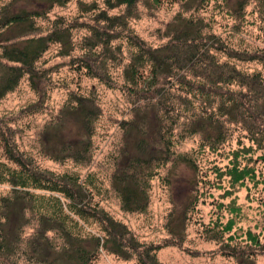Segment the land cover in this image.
<instances>
[{"label":"trees","instance_id":"obj_1","mask_svg":"<svg viewBox=\"0 0 264 264\" xmlns=\"http://www.w3.org/2000/svg\"><path fill=\"white\" fill-rule=\"evenodd\" d=\"M71 1L10 0L1 7L0 101L26 77L34 88H38L40 71L37 64L52 45L60 44L64 56L74 50V30L82 24L76 21L77 18L63 24L60 17L46 32L37 24L38 18H47L56 6ZM138 1L104 0L106 8L97 3L83 4L80 8L83 11L96 10V22L89 26L88 35L80 43L84 53L71 58V64L76 63L73 71L79 76L96 78L111 89L124 91L130 98L132 119L129 124L132 126L125 127L123 123L121 127L124 132L133 133V150H127L126 145L116 159V172L112 177V186L121 199L122 209L127 212L146 211L151 199V182L169 164L185 163L199 171L206 149L218 151L230 138L228 130L232 122L240 123L249 133L251 142L264 151V73L240 66V63L254 61L264 65V52L237 47L230 37L216 33L194 13L176 15L174 24L167 29L169 40L151 46L128 28ZM148 1L161 5L165 0ZM168 1L184 4L189 0ZM249 4L250 0H238L233 14L243 18ZM122 6L126 11L110 12ZM201 6L197 12L204 7ZM260 7L264 10V1L260 2ZM123 30H126L125 34ZM12 32H16L20 40L5 43L12 39L9 38ZM2 37L6 40H1ZM119 38L130 48V60L122 71V84L111 73V68L122 61L118 57L122 43L112 47ZM89 94L70 93L64 110L79 124L78 137L58 140L61 148L50 151L53 152L52 159H73L82 165L91 160L93 136L102 112L96 93L91 91ZM0 132L9 160H0V186H11L6 193L0 189V255L8 256L15 250L26 225L22 221L24 210L29 209L37 216L39 224L35 236L43 237V253L35 246L33 255L43 264H94L102 250L125 260L135 257L139 264H162L157 259L158 246L141 244L124 223L94 202L93 191L102 192L96 176L89 173L83 179L77 172L55 175L24 153L16 152L1 129ZM195 135L201 137V147L191 152L178 151L182 140ZM244 148L247 149L245 154L255 150ZM47 150L51 148L47 147ZM239 154L234 151L236 161L228 172L217 169L220 176H230L233 186L244 178L241 172L252 176L249 168L239 169ZM197 202L198 197L193 195L186 205L185 218ZM20 211L22 219L7 229L12 217ZM91 223L99 225V233L85 228V224ZM232 228L233 220H230L221 230L229 232ZM215 229L207 227L204 234L208 238H222L223 235L217 232L220 229ZM53 231L63 241L58 250L51 242L50 232ZM249 236L251 241L259 244V237L251 232ZM228 239L232 240V236ZM228 254L237 260L243 258L255 262L251 256L242 257L244 252L235 248Z\"/></svg>","mask_w":264,"mask_h":264},{"label":"rangeland","instance_id":"obj_2","mask_svg":"<svg viewBox=\"0 0 264 264\" xmlns=\"http://www.w3.org/2000/svg\"><path fill=\"white\" fill-rule=\"evenodd\" d=\"M9 1L0 0V9ZM259 1L264 0H250L243 12L244 17L240 18L233 14L238 0H189L184 4H173L165 0L161 5L140 0L129 20L128 28L156 47L169 40L167 29L170 24H174L176 15L194 13L202 17L216 33L230 37L237 47L264 52V10H261ZM93 3L106 8L104 0H72L64 6H56L47 18L37 19V24L44 32L52 28L54 21L60 17L63 24L76 18L82 24L74 30L73 43L76 46L69 56L61 55V45L54 44L40 58L37 64L40 71L38 88H34L26 77L0 101V129L4 132V137L16 152L24 153L42 169L55 175L77 172L83 179L89 173L96 176V183L103 193L93 191L94 202L124 223L141 244L158 246L157 259L162 264H264V151L257 149L240 123L229 124L230 138L218 151L206 149L199 171L185 163L169 164L161 169L151 182V199L146 211L127 212L122 209L121 199L112 186V177L116 172V159L121 156L126 145L127 150H133V133H126L121 127L123 123L125 127L132 126L129 124L132 119L130 98L124 91L111 89L96 78L79 76L77 71H73L76 63L71 64L72 57L84 53L80 43L88 35L89 26L96 22V10L83 11L80 8L83 4ZM201 5L204 7L197 12ZM124 11L125 6L110 10L111 13ZM125 32L123 30V34ZM40 33L43 34L42 31ZM16 34L12 32L9 35L12 39L5 43L19 41ZM119 43H122L121 51L118 53V49H115V52L122 61L118 62L120 65L111 68V73L122 84V71L130 60V48L120 38L113 42L112 47L115 48ZM240 66L249 71L264 73V65L256 61L243 62ZM81 78L80 83L75 82ZM91 91L96 93L102 112L93 136L91 160L82 165L73 159H52L53 152L50 151L61 148L58 140L69 141L78 137L79 124L72 114L64 110L70 93L87 96ZM2 138L0 132V160L9 161ZM201 142L198 135L188 137L178 144L177 149L180 152H191L201 147ZM47 147L51 150H47ZM244 147L255 150L245 154L243 152L247 149ZM234 151L240 152L239 169L244 171L245 167L249 168L252 171L250 175L254 177L241 172L244 178L233 186L230 176H220L217 169H221L223 173L229 171L233 161H236ZM0 189L6 193L11 186L1 185ZM193 195L198 197V202L185 218L186 205L193 199ZM22 217L21 211L13 216L11 226L7 229ZM15 218L19 220L14 221ZM230 220H233L232 230L222 231ZM22 221L26 225L20 241L8 256L0 255V264H43V261L35 260L36 256L33 255L35 246L43 253V237L35 236L39 225L37 216L32 210L25 209ZM221 223L223 225L218 227ZM207 227L219 228L220 231L217 232L223 237L208 238L204 234ZM85 228L94 233L100 232L96 223L85 224ZM250 232L259 237L258 245L250 240ZM230 235L232 240L228 239ZM50 238L54 248L58 250L63 243L61 237L53 231L50 232ZM228 246L230 249H238L240 253L244 252V258L253 257L255 262L229 256ZM94 264L139 263L135 257L125 260L102 250Z\"/></svg>","mask_w":264,"mask_h":264}]
</instances>
